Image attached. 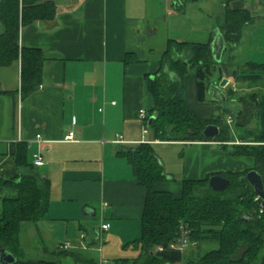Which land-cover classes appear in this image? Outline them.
Returning <instances> with one entry per match:
<instances>
[{
  "label": "crops",
  "instance_id": "obj_1",
  "mask_svg": "<svg viewBox=\"0 0 264 264\" xmlns=\"http://www.w3.org/2000/svg\"><path fill=\"white\" fill-rule=\"evenodd\" d=\"M190 1H37L38 6L53 4L55 16L22 27L20 46L43 54L42 85L23 100L21 63L0 68V90L12 94H0V179L31 174L29 167L16 164V147L23 144L29 164L35 155L42 157L44 165L35 172L50 185L44 219L24 224L21 230L26 259L54 261L56 254L65 252L68 255L59 259L60 264H86L76 257L96 264H120L143 254L140 239L147 192L124 153L135 149L144 137L140 111L148 114L154 108L148 79L157 74L169 41L210 44L212 50L218 33L224 38L221 26L226 8L246 11L251 22L244 27L241 40L246 32L254 45L239 61L240 45L231 49L225 41L222 65L237 74L247 64L264 65V0H194L202 5L198 12ZM216 2L218 11L214 12ZM4 32L0 21V35ZM218 77L214 73L210 84ZM185 87L186 108L200 120L225 121L230 115L225 102L198 101L195 71L186 76ZM226 91L228 100L243 105L238 115L244 117L234 127L226 123L230 146L248 144L252 140L247 129L261 133L258 109L249 105L250 96L264 97V81L248 85L230 78ZM71 132L75 141L66 142ZM118 136L124 143L116 142ZM145 137L158 141L150 132ZM158 142L153 143L156 154L171 180L157 184L155 190L169 192L174 198H181L183 181L256 167L253 157H234L232 147L223 149L219 143ZM156 146L177 150L172 167H167V156H160ZM17 197L12 187L2 189L0 219L3 200ZM106 224L110 228L102 230ZM67 243L71 248L62 251Z\"/></svg>",
  "mask_w": 264,
  "mask_h": 264
},
{
  "label": "trees",
  "instance_id": "obj_2",
  "mask_svg": "<svg viewBox=\"0 0 264 264\" xmlns=\"http://www.w3.org/2000/svg\"><path fill=\"white\" fill-rule=\"evenodd\" d=\"M38 0H4L0 6V21L5 32L0 35V68L21 63V88L23 100L39 90L43 83L45 58L38 50L20 46V30L37 20H52L53 4L36 5ZM21 3L24 7L21 9ZM251 22L246 11L226 8L221 26L224 39L231 49L238 47L244 27ZM217 63L210 44H189L169 41L156 75L148 79V88L154 99V108L147 114V126L153 139L164 143L193 144L219 143L223 149L230 146L228 125L222 118L202 121L186 108L185 79L190 71L197 76V95L200 103L206 102V93L213 68ZM264 81V65L247 64L238 70L237 82L254 85ZM12 94L2 92L0 94ZM232 94V93H231ZM13 97V96H12ZM251 107L258 109L261 133L247 129L250 145H232L234 157H253L254 170L264 176V97L250 96ZM243 116V115H242ZM241 114L237 119L242 120ZM155 121L151 123V118ZM244 123V124H243ZM239 125L246 126L245 122ZM209 125L220 128V136L207 140L203 132ZM225 125L227 127H225ZM254 143V144H251ZM128 158L137 182L146 189V201L142 218L144 252L133 261L120 264H259L264 263V215L258 212L256 195L248 182L241 179L249 171L236 174H214L204 180L183 181L181 198L169 192L155 190L157 184L167 181L161 160L153 144H139L124 153ZM18 167H29L31 174L17 179H0V196L4 187H12L18 193L16 199L3 200V216L0 219V249H5L18 260L17 264H60L65 252L56 254L54 261H33L25 257L20 235L24 224H37L43 220L49 205V181L35 172L34 164L27 161V147L19 144L15 152ZM213 176L231 180L229 189L222 193L209 187ZM250 215L249 222L240 219ZM182 226L189 231V241L197 243L187 254L171 249L177 243ZM216 246L202 254V246ZM164 246L163 251H157ZM64 251V250H62ZM77 262L96 264L91 260L75 258Z\"/></svg>",
  "mask_w": 264,
  "mask_h": 264
},
{
  "label": "water",
  "instance_id": "obj_3",
  "mask_svg": "<svg viewBox=\"0 0 264 264\" xmlns=\"http://www.w3.org/2000/svg\"><path fill=\"white\" fill-rule=\"evenodd\" d=\"M225 39L218 33L212 46V56L214 61L220 66L213 68L214 73H218L219 77L215 84L209 85L208 93L212 95L213 100L219 102H226L228 95L226 88L229 84V79L237 78V72H230L229 68L222 65V56L225 50ZM155 117L151 118V123L155 121ZM220 128L216 125H209L205 128L203 135L207 140H215L220 136ZM242 182H248L252 187L255 195L264 202V176L256 170L249 171L245 177L241 179ZM231 180L222 176H213L209 180V187L214 192L222 193L231 187ZM252 217L250 215L243 216L240 220L249 222ZM18 260L14 255L7 252L5 249H0V264H17Z\"/></svg>",
  "mask_w": 264,
  "mask_h": 264
},
{
  "label": "rangeland",
  "instance_id": "obj_4",
  "mask_svg": "<svg viewBox=\"0 0 264 264\" xmlns=\"http://www.w3.org/2000/svg\"><path fill=\"white\" fill-rule=\"evenodd\" d=\"M211 1V0H210ZM213 1V0H212ZM191 2V6L193 5V7H192V9L194 10V11H200L201 10V8H202V5L200 4V3H198V2H194V0L192 1H190ZM206 2V1H205ZM209 1H207V3H208ZM207 3H204V6L206 7V4ZM203 6V7H204ZM213 9H214V12H217L218 11V7H217V2L214 4V7H213ZM204 12H205V14H207V12L204 10ZM247 33L245 32V36H244V38L241 40V42L239 43V45H240V56H239V61H242L243 59H245L246 58V56L248 55V53H249V51H250V45H254V43L249 39V38H247V35H246ZM234 96H239L238 94H234ZM210 100H212L213 101V97H212V95L211 94H209V96H208V98H207V103H209V101ZM251 100V99H250ZM234 103H232V101H231V99L230 100H228L227 102H225L227 105H229V109H230V115L233 117V119H234V123H233V127L234 126H236V123L238 122V119H237V116H238V114H239V112L241 111V109L243 108V105L242 104H240V103H238L236 100L235 101H233ZM224 103V104H225ZM223 119V118H222ZM224 120V119H223ZM224 123L226 124L227 123V118H226V120L224 121ZM232 127V126H231ZM232 149V148H231ZM156 150H157V152L159 153V155L161 156H164V155H166L167 156V158H168V160H169V162H167V167H169V165L172 167V164L171 163H173V161L175 160V155H176V152H177V150L176 149H174V148H169V147H158V146H156ZM233 150V149H232ZM173 152H174V154H173ZM158 155V154H157ZM159 157V156H158ZM161 160V159H160ZM172 161V162H171ZM161 163V165L163 166V164H162V162H160ZM163 169H164V173H165V175L167 176V180H171V177L170 176H168L167 174H166V168L163 166ZM168 172V171H167ZM216 248V246H212V245H206V244H204L203 246H202V254H204V253H206V252H208V251H210V250H212V249H215ZM191 249H192V247L190 246H188V247H186L185 248V250H184V253L185 254H187L188 253V251L190 252L191 251Z\"/></svg>",
  "mask_w": 264,
  "mask_h": 264
},
{
  "label": "built area",
  "instance_id": "obj_5",
  "mask_svg": "<svg viewBox=\"0 0 264 264\" xmlns=\"http://www.w3.org/2000/svg\"><path fill=\"white\" fill-rule=\"evenodd\" d=\"M139 116H140V119H141V121L143 123V135H144V137L142 138V141L140 142V144L159 143L158 141H155V142L148 141L147 138L145 137L150 132V130H149L147 124H146L147 123V113H146V111L141 110ZM233 123H234V119H233V117L231 115H229L227 117V124L228 125H232ZM38 139H39V136H38ZM65 141L66 142H74L75 141V134L73 132L69 133L65 137ZM116 142L117 143H124L123 142V138L121 136H118V139H117ZM33 164H34L35 167L39 168V167H42L44 165V161H43V159H42V157L40 155H35L34 156V160H33ZM255 202L258 203V212H259V214H261V215L263 214L264 215V202L257 196L255 198ZM109 228H110V226L108 224L102 226V230H105V231L108 230ZM181 228H182V232H181V236H180L178 242L169 245V248L180 250L181 252H184L186 247H188V246L189 247L190 246L191 247H195L197 245V243H191L189 241V231L186 229L185 226H182ZM82 238H84V236H82ZM70 248H71V245L69 243L61 246L62 250H68ZM163 250H164V246H159L157 248V251H163Z\"/></svg>",
  "mask_w": 264,
  "mask_h": 264
}]
</instances>
